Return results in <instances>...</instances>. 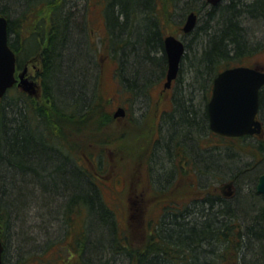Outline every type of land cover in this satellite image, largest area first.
<instances>
[{"label":"trees","instance_id":"16d2710c","mask_svg":"<svg viewBox=\"0 0 264 264\" xmlns=\"http://www.w3.org/2000/svg\"><path fill=\"white\" fill-rule=\"evenodd\" d=\"M225 1L208 8L207 24L203 26V35L192 54L189 52L191 44L186 43L180 74L188 59L187 85L190 86L187 89L196 84V91L203 95L201 103L198 93L186 97L187 89L183 94H178L181 91L177 90L174 110L163 116L167 136L162 141L156 140L152 160L158 147L171 159L179 153L180 144L188 146L189 152L192 149L187 140L190 135L193 134L191 137L195 139L202 130L206 133V97L215 75L226 67L244 64L241 62L244 56L264 48V43L256 48L252 45L256 34L264 28V0ZM185 2L183 13H200L203 8L194 4V0ZM203 3L206 4V0H202L201 5ZM178 7L179 0L108 1L110 50L120 62L116 75L128 91L136 94L146 91L145 88L142 90V84H151L156 75L165 72L167 56L163 27L172 15L178 13ZM75 13L71 0H0V14L8 19L10 45L16 52L18 69L37 57L42 62L39 73L41 97L14 86L0 98L2 241L12 233L18 241V250L22 251L45 239L34 233L36 228L44 237L52 228L51 235L55 232L52 237L59 236L61 229L60 226L55 229L56 218L65 212L67 224L58 245L67 247L68 251L73 249L70 255L75 259L72 258L69 264L81 261L95 264L111 252L128 259L130 264H223L228 260L235 262L230 264H264V193L252 189V186V193L237 192L231 199L219 200L217 210H206L205 203L212 204L220 199L207 195L205 200L197 203L204 215L183 219L173 215L165 222L164 228L157 227V234L162 236L160 242L151 239L143 242L137 250V227L130 226L127 216L125 227L121 228L119 214L107 204L101 191L102 165L83 163L84 158L90 157L80 156L71 144L74 127L94 128L108 123L113 116V112L107 110L106 100L98 98L94 90L98 68L93 54L91 57L88 54L86 22L73 23ZM260 109L264 115V89ZM250 144L260 152L263 160L258 164L251 163L252 166L246 165L244 170L230 178L247 188L248 182H257L260 173H264V140ZM205 152L211 153L210 150ZM253 155L256 157L254 152ZM197 163L203 164L205 173L211 166H216L207 158L200 163L197 160ZM230 164L227 163V169ZM244 173L247 176L239 181ZM45 212L50 218L44 219L43 224L37 227L32 223L36 215L41 218ZM82 213V230L72 233L74 241L69 242L72 235L69 229ZM232 216L236 219H231ZM92 218L95 220L89 228L86 222ZM215 243L219 248L216 249ZM186 253L187 259L184 258ZM135 254L139 255L140 263H137ZM26 261L30 260L14 264H25Z\"/></svg>","mask_w":264,"mask_h":264},{"label":"rangeland","instance_id":"374dc122","mask_svg":"<svg viewBox=\"0 0 264 264\" xmlns=\"http://www.w3.org/2000/svg\"><path fill=\"white\" fill-rule=\"evenodd\" d=\"M108 1L109 0H71L72 6L76 11L73 23H82L83 20L86 22L85 37L87 50L91 53L89 57L93 54L95 65L98 68V78H96L94 84V90L97 91L98 98L103 97L106 100L108 103L107 110L109 112H114L116 109L113 106V103L117 104L120 102L122 105H127L129 107V115L124 118H114L111 115V118L108 119V123H102L101 126L97 125L94 128L79 127L78 129V127H74L70 137H72L71 144L75 147L80 156L86 155L87 157H90L84 158L82 161L83 163L86 165H102L103 170L100 172V175L105 180H100L99 184L101 191L107 204L119 214V224L121 228L125 227L124 224L126 221L124 219L125 217L127 218V216L130 219V226L132 224L134 227H137L138 222L136 218L130 217V212H133V214L136 213V211L131 208L134 205L130 199L131 197H134V190L138 183L137 181L143 182L145 192L147 189L151 191L153 188L152 184H150L152 177H149L150 175L148 171L150 165L157 167V169H162L163 166L170 168L171 165L179 164L178 152L172 160H169L163 149L158 147L155 156L153 154L154 158L152 160V151L156 139L159 138V140L162 141L168 133L165 124H163L162 136L160 137L159 134H157L160 111L163 109L173 111L175 108L172 97H168V95L175 94L177 90L181 91V93L179 92L178 94H183L186 92V89L188 88L187 86H190L187 85V82L189 81L188 75L190 74V62L188 59L184 62V69L178 77L180 80L177 79L174 81L173 86L166 91L162 99H159L158 96L159 91H162L164 88L167 69H165L163 74L156 75L151 81V84H149L150 82L147 85L142 84V90L145 88L146 91H139L137 94L128 91V87H125L120 83L119 75H115V70L117 73V68L120 66V62L118 58H115L112 55L109 45L110 37L108 38V33H110V31L107 25L108 21L105 22L104 18ZM185 1L186 0H179L178 13L176 12V14L172 15L171 19L166 22L167 24L163 27V35L176 34L181 38L184 37L185 43L191 44V50L189 52L192 54V49L196 47L197 42L203 35V26L207 24V13L209 10L204 3L201 5L202 0H194V4L202 6L203 8L200 10V13H198L199 20L196 29L185 35L182 29L187 17V14L183 13L184 7L187 5ZM160 5L162 6V4ZM255 27L258 28V26ZM256 35L257 38H255V41H253L254 44H252L256 45L254 48L261 47V44L264 43V28ZM245 49L244 52L247 54V50ZM96 56L99 61L103 58L100 62L101 66L99 67L98 61H96ZM241 62L245 65L264 67V48H259L254 51L252 55L247 54ZM41 67V59L40 57H37L28 62V64L20 70V75L22 74L28 82L33 84L30 91L35 97H41L42 94V78L39 75ZM21 86L26 89L24 85ZM21 86L18 85V87L22 88ZM196 89H198V87L196 84H193L192 89H187L189 92L186 93L185 96H196L199 92L198 90L196 91ZM202 97L203 95L199 94L200 103ZM107 110L105 109V111ZM191 135L187 140L192 145L191 153L195 155L198 152V149L195 147L196 139H193ZM184 137L187 138L186 136ZM210 139V136H205L203 139L204 143L208 142L213 144L214 141V143L218 142L220 146L214 154L199 151L197 160L200 163L207 158L216 164V166H211V169H209L208 172L209 174L205 173V167H202L204 168L202 178L206 181L211 180L213 183V186H211L212 190L221 192L222 186L228 182L231 177H234L233 174L240 173V171L244 170V167L248 164H258L263 160L261 159L260 152H258L256 148H253L254 145L250 144L253 141L257 144L256 139H253V141H251L252 139H246L242 142L225 139ZM252 151L255 153L256 157L253 155ZM227 163H231L228 167L229 169H227ZM201 165L203 166V164ZM171 173L172 189L173 187H178L174 189L176 191L173 192L174 195L179 196V192L181 191L177 190L184 187L188 198L192 195L194 197L202 196V194H194L195 192H192L187 188L192 186V179L188 178L185 180L183 172L180 173L179 170H177L176 172L171 171ZM215 173H217V175H215ZM245 176H247L245 173L241 174L239 181H242ZM120 180L122 181L120 182ZM233 180L235 184L234 189L235 191L237 190L238 193L240 192V194L252 193L251 186L252 189L257 190V182H248L250 187L248 184L247 188L239 186V182L236 179L233 178ZM242 184L245 183L242 182ZM125 187L126 192L124 191ZM173 206L178 207L179 203L176 202ZM152 213H155V211H152ZM83 216L84 213H82V215L76 219L77 222L70 227L69 230L71 234L81 232V219ZM46 218H50L48 217L47 212H45L44 216L41 214V218L39 215H36L32 220V223L36 224L38 227L40 224H43L44 219ZM180 218L183 219L185 217ZM94 220L95 219L92 218L86 222L89 225V228L92 226ZM66 224L64 212L60 214L59 218H56L55 229H57V226H60V232L62 233L66 228ZM15 230L19 231V228ZM52 231L50 229L48 234H46L49 236ZM34 233L40 235V238L45 239H40L38 241L39 244L35 247L24 248L25 250L22 251L20 249L18 250V241L16 242L12 233L9 234V237L5 240L3 239L4 259L6 264H14L15 262L23 261L25 259L30 260L26 261L25 264L28 262L29 264H69L72 258L75 259L74 255H70V251L71 253L73 252L72 248H69L70 251H68L67 247L65 248L58 245L62 240V237H64L62 235L64 234V231L62 234L60 233L59 236H53L54 238L52 235H54L55 232L49 236L52 238H49L48 236L44 237L37 228ZM68 241H74V234L70 235ZM89 245L90 243H88L86 249L87 253ZM215 245L217 246L216 243ZM115 253L116 252H111L109 255L107 254L103 260H99L95 262V264H107L106 261H109L111 264H130L128 259L117 254L115 255ZM20 263L24 264V262Z\"/></svg>","mask_w":264,"mask_h":264},{"label":"flooded vegetation","instance_id":"af4514ba","mask_svg":"<svg viewBox=\"0 0 264 264\" xmlns=\"http://www.w3.org/2000/svg\"><path fill=\"white\" fill-rule=\"evenodd\" d=\"M224 1L225 0H221L217 4H221ZM216 5H213V6H216ZM105 14L106 13H104V18H105V22H107V20H108L107 14L106 15ZM185 35H186V33H185ZM165 36L166 35H163V42H164ZM182 39L184 40V37ZM164 45H165V43H164ZM102 60H103V58H101L99 61L98 57L96 56V61H98V67L101 66L100 62ZM216 75H215V77H216ZM215 77H214V79H215ZM213 84H214V80H213V83L210 87V94L208 95V97H206V104H205L206 108H205V110H206L207 124H208L206 133L204 134L203 130H202L201 133L196 134V136H195V139H196L195 147H197L198 152L195 155H193L191 153V150H189V152H188V146L185 147L182 144H180L178 149H177V151H179V153H178L179 164L178 165H176V164L173 166L171 165L170 168L163 166L162 169H157V167H155V166H149L148 167V171H149V175H150L149 177L150 178L152 177L150 180V184H152V186L154 188V189L152 188L151 191H149L147 189L145 192L143 182L137 181L138 183H137L136 188L134 190V197H131V199H130L134 205L131 208H132V210L134 209L136 211V213L135 214L132 213L130 217L136 218V220L138 222L137 223V233L135 235L136 242H137V243L135 242V245H136L137 250L141 247L143 242H148L151 239H154V241L160 242L162 236L160 234H157L158 233L157 227L162 226L164 228V226L166 225L165 222H167L168 220H171V217L173 215L179 216V217H186V218H190V217L194 218L196 216L201 217L202 214L204 215V213L200 212L202 210V208L198 206V204H197L198 202L205 200L208 196L218 197L220 199L216 198L217 200H215V202H213L212 204H210V203L206 204L205 203L206 210H209L210 208H211V210H217V208H219V200H222V199L228 200L237 194V190L235 191V189H234L235 184L231 180H229L228 182H226L222 186L221 192L211 189V186H213V183L211 182V180H209V181H203L202 180V172H203L202 166H200L196 160L199 156V151L210 150L211 154H214V152L220 146V144H218V142L214 143V141H213V144H210L208 142L204 143L203 139L205 136L206 137L210 136V138H211L210 140H212V138L216 139V140H219V139L235 140V139L239 138V139H241V141H244L246 139H252L251 141H253V139H256L258 141V140H261L264 138V128H263V131L261 133L245 134V135L237 136V137L218 133L211 128L210 115H209L208 107H209L210 97H211V94L213 92ZM167 90L168 89L163 88L162 91H159L158 98L162 99V97L164 96V94L166 93ZM168 97H172V100H174L175 94H169ZM119 105H121L120 102H118L117 104L113 103L114 107H118ZM124 106L128 110L129 107L125 104H124ZM170 112L171 111H168V109H163L162 111H160V117H159L158 127H157V134H159L160 137L162 136L163 116H164V114L170 113ZM127 114H128V111H127ZM257 117L261 119V121L263 122V126H264V115L261 111H259V114ZM158 139H156V140H158ZM168 158H169V160H172L170 158V156ZM199 167H201V170ZM177 170H179L180 173L183 172L185 180L188 178L192 179V181H191L192 186H189L187 188L189 190H191L192 192H195L194 194H202V196L194 197L192 195V196H189L190 198H188V196H186L187 193L185 192L184 187L182 189L177 190V191H181V192H179V196L174 195L173 192H176L174 189L178 188V187H173V189H172L170 175H171V171L176 172ZM121 181L122 180H120V182ZM124 191L126 192V187H125ZM210 194H212V195H210ZM180 196H182V197H180ZM176 202L179 203L178 207L173 206V204ZM152 211H155V213H152ZM206 215L208 218L209 214L206 213ZM231 219L234 220V219H236V217L232 216ZM164 237H165V235H164ZM217 248H219V244H217L216 249ZM184 249L187 251L186 248H184ZM137 253H138V251H137ZM184 258L185 259L188 258L187 253L184 255ZM135 259H136L137 263H140L139 255L135 254ZM215 259L218 261L219 256L216 257ZM231 261L234 262V260H228V262H223V264H230L229 262H231ZM78 264H88V263H86V261H81Z\"/></svg>","mask_w":264,"mask_h":264},{"label":"water","instance_id":"95a60500","mask_svg":"<svg viewBox=\"0 0 264 264\" xmlns=\"http://www.w3.org/2000/svg\"><path fill=\"white\" fill-rule=\"evenodd\" d=\"M216 5L221 0H208ZM198 15L193 11L187 16L183 26L185 32L192 31L197 24ZM168 57L167 81L169 87L178 76L180 64L186 47L183 40L175 35H167L164 40ZM16 54L9 44L8 19L0 14V97H3L18 78ZM21 84L27 90L32 83L21 75ZM264 85V69L250 66H233L221 71L214 80L213 96L209 102L211 128L224 135H243L260 133L263 128L257 119L260 106V89ZM125 108L119 107L115 116H124ZM259 193H264V173L257 184ZM4 244L0 238V264L3 260Z\"/></svg>","mask_w":264,"mask_h":264},{"label":"bare ground","instance_id":"6f19581e","mask_svg":"<svg viewBox=\"0 0 264 264\" xmlns=\"http://www.w3.org/2000/svg\"><path fill=\"white\" fill-rule=\"evenodd\" d=\"M205 5H206V7H208V8H210L211 6L214 7V6H213L210 2H208L207 0H206V4H205ZM198 20H199V18H198ZM197 23H198V22H197ZM196 25H197V24H196ZM88 54L91 55L90 52H88Z\"/></svg>","mask_w":264,"mask_h":264}]
</instances>
